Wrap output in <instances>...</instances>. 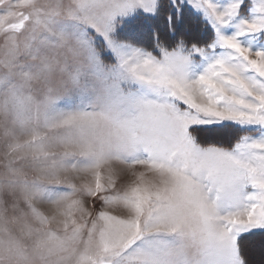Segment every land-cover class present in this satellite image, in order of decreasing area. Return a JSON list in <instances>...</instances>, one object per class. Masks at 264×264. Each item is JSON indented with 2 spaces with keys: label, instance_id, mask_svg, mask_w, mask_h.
I'll return each instance as SVG.
<instances>
[{
  "label": "snow or ice",
  "instance_id": "obj_1",
  "mask_svg": "<svg viewBox=\"0 0 264 264\" xmlns=\"http://www.w3.org/2000/svg\"><path fill=\"white\" fill-rule=\"evenodd\" d=\"M0 264H264V0H0Z\"/></svg>",
  "mask_w": 264,
  "mask_h": 264
},
{
  "label": "rangeland",
  "instance_id": "obj_2",
  "mask_svg": "<svg viewBox=\"0 0 264 264\" xmlns=\"http://www.w3.org/2000/svg\"><path fill=\"white\" fill-rule=\"evenodd\" d=\"M23 138H26V137H23ZM201 140H210L212 142H221V143H224V144H227L230 140V136H206L205 134H201ZM255 258H259L258 256L255 257Z\"/></svg>",
  "mask_w": 264,
  "mask_h": 264
},
{
  "label": "trees",
  "instance_id": "obj_3",
  "mask_svg": "<svg viewBox=\"0 0 264 264\" xmlns=\"http://www.w3.org/2000/svg\"><path fill=\"white\" fill-rule=\"evenodd\" d=\"M254 259H257V258L254 257Z\"/></svg>",
  "mask_w": 264,
  "mask_h": 264
}]
</instances>
